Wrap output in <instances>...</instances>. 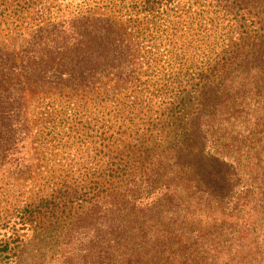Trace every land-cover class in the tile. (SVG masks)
Listing matches in <instances>:
<instances>
[{"label": "trees", "instance_id": "trees-1", "mask_svg": "<svg viewBox=\"0 0 264 264\" xmlns=\"http://www.w3.org/2000/svg\"><path fill=\"white\" fill-rule=\"evenodd\" d=\"M102 1L101 9L97 0L5 7L15 16L0 40L1 164L15 160L31 138L25 90L71 96L92 88L104 68L125 59L126 50L109 43L110 29L153 20L174 2L133 0L131 8H141L119 21L106 8L126 0ZM263 42L215 79L196 78L182 91L172 140L142 141L125 160L109 156L106 170L122 172L103 177L111 186L92 179L91 192H83V179L76 187L64 182V194L41 198V208L22 225L54 214L59 219L57 207L74 201L80 211L61 232L54 255H63L70 231L80 232L81 264H264ZM0 243L5 250L11 245Z\"/></svg>", "mask_w": 264, "mask_h": 264}, {"label": "rangeland", "instance_id": "rangeland-1", "mask_svg": "<svg viewBox=\"0 0 264 264\" xmlns=\"http://www.w3.org/2000/svg\"><path fill=\"white\" fill-rule=\"evenodd\" d=\"M23 1L0 0V40L15 16L5 7ZM129 2L134 1L106 10L125 21L127 12L141 8ZM168 7L153 20L110 29L109 43L125 49V59L104 68L92 88L71 96L25 90L31 138L15 160L0 163V240L11 241L9 249L0 247V264L80 263V232L70 231L63 255H54L61 232L80 211L78 203L57 207L59 219L55 214L36 217L29 227L21 222L41 208V198L64 194L59 192L64 182L76 187V180L83 179V192H91L92 179L101 178L102 188L111 186L103 177L122 172L106 170L109 156L123 154L125 160L142 141L172 140L174 102L182 91L191 90L196 78L215 79V72L222 74L264 40V0H174Z\"/></svg>", "mask_w": 264, "mask_h": 264}]
</instances>
